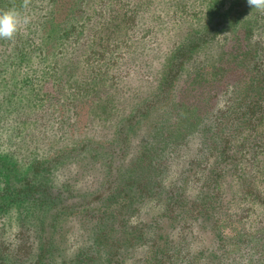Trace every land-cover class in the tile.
Segmentation results:
<instances>
[{
	"label": "rangeland",
	"instance_id": "1",
	"mask_svg": "<svg viewBox=\"0 0 264 264\" xmlns=\"http://www.w3.org/2000/svg\"><path fill=\"white\" fill-rule=\"evenodd\" d=\"M128 5L62 93L1 72L0 264H264V10Z\"/></svg>",
	"mask_w": 264,
	"mask_h": 264
},
{
	"label": "trees",
	"instance_id": "2",
	"mask_svg": "<svg viewBox=\"0 0 264 264\" xmlns=\"http://www.w3.org/2000/svg\"><path fill=\"white\" fill-rule=\"evenodd\" d=\"M62 2H68L69 7L64 20L57 25L58 8ZM97 2L98 0H0V11L16 10L22 20L27 21L22 24L13 39H0V75L2 71L6 73L12 71V61H15L19 67L30 66L28 79L31 83L48 74L45 85L53 83L57 92L62 93L60 85L72 79L70 74L74 72L73 67L78 64V55L75 54L74 49L71 54L64 53L66 48H71V44L75 43L73 38L81 34L89 41L95 38L97 28L100 29V35H104L110 29L106 25L121 18L122 21L117 26L123 23L134 26L138 23L137 12L127 13V8L131 7L128 5V0H101L97 10H94ZM150 10L153 12V9ZM85 26L90 28L83 30ZM62 42L69 45L62 47ZM55 95L59 96L56 93ZM218 157L219 155L216 156L219 161ZM239 162L243 164V160L237 159L236 163Z\"/></svg>",
	"mask_w": 264,
	"mask_h": 264
},
{
	"label": "clouds",
	"instance_id": "3",
	"mask_svg": "<svg viewBox=\"0 0 264 264\" xmlns=\"http://www.w3.org/2000/svg\"><path fill=\"white\" fill-rule=\"evenodd\" d=\"M247 3L252 9L264 10V0H247ZM26 22L16 10L0 11V39H13Z\"/></svg>",
	"mask_w": 264,
	"mask_h": 264
}]
</instances>
